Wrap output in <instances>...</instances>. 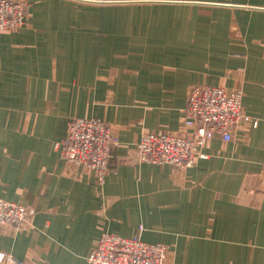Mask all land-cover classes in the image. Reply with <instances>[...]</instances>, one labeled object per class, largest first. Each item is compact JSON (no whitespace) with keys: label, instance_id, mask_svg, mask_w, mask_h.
Returning <instances> with one entry per match:
<instances>
[{"label":"crops","instance_id":"crops-1","mask_svg":"<svg viewBox=\"0 0 264 264\" xmlns=\"http://www.w3.org/2000/svg\"><path fill=\"white\" fill-rule=\"evenodd\" d=\"M26 1L25 25L0 31V197L33 212L0 227V250L88 264L107 231L164 244L165 264H264V0ZM205 84L241 88L257 126L188 167L138 161L141 135L185 132ZM73 117L118 138L101 183L54 146Z\"/></svg>","mask_w":264,"mask_h":264},{"label":"built area","instance_id":"built-area-1","mask_svg":"<svg viewBox=\"0 0 264 264\" xmlns=\"http://www.w3.org/2000/svg\"><path fill=\"white\" fill-rule=\"evenodd\" d=\"M28 1L0 0V31H17L25 25ZM241 88L228 90L214 85L189 88L183 113L185 132L159 131L141 135L135 144L136 159L184 168L195 163L196 147L212 137L229 141L243 124L256 127L258 121L242 105ZM119 143L110 126L97 117H73L66 135L55 143L60 156L95 172L103 182L113 147ZM24 205L0 197V227H19L32 214ZM166 246L138 236L124 237L101 231L90 250L88 264H165ZM0 264H24L0 250Z\"/></svg>","mask_w":264,"mask_h":264},{"label":"rangeland","instance_id":"rangeland-1","mask_svg":"<svg viewBox=\"0 0 264 264\" xmlns=\"http://www.w3.org/2000/svg\"><path fill=\"white\" fill-rule=\"evenodd\" d=\"M206 85V84H205Z\"/></svg>","mask_w":264,"mask_h":264}]
</instances>
